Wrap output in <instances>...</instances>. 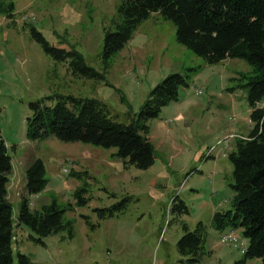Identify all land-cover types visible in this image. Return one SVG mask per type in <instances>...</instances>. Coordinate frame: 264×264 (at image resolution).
Segmentation results:
<instances>
[{
    "label": "rangeland",
    "instance_id": "obj_1",
    "mask_svg": "<svg viewBox=\"0 0 264 264\" xmlns=\"http://www.w3.org/2000/svg\"><path fill=\"white\" fill-rule=\"evenodd\" d=\"M1 1L13 4L11 18L0 17V137L11 162L7 199L13 216L23 196L32 211L54 205L64 225L37 243L27 238L36 237L28 228L14 226L11 264H17L15 250L31 264L240 259L246 240L239 228H215L213 214L230 209L227 154L252 128L245 85L251 66L243 59L204 63L175 41L174 26L156 13L137 24L121 50L103 59V39L119 24L121 0ZM30 28L49 46L76 52L100 77L73 74L68 61H53L31 39ZM174 73L186 86L144 122L154 155L145 169L115 156L111 147L26 136L28 105L51 106L60 96L96 100L114 121L128 124L150 90ZM254 106L264 107V96ZM35 158L42 162L45 185L27 195L24 169ZM195 229L202 243L191 261L176 243Z\"/></svg>",
    "mask_w": 264,
    "mask_h": 264
},
{
    "label": "trees",
    "instance_id": "obj_2",
    "mask_svg": "<svg viewBox=\"0 0 264 264\" xmlns=\"http://www.w3.org/2000/svg\"><path fill=\"white\" fill-rule=\"evenodd\" d=\"M12 12L13 4L0 0V17L10 19ZM117 12L119 24L103 39V59L121 50L137 24L156 13L174 26L175 41L204 63L243 59L251 66L245 85L252 128L245 138L236 140L234 150L227 154L232 165L233 195L230 209L214 212L213 223L215 228H239L246 240L241 258L233 264H244L251 258H259L264 264V107L254 106L264 96V0H121ZM29 32L43 54L56 62L68 61L73 74L100 77L76 52L49 46L33 28ZM181 86L186 83L176 73L163 78L150 90L148 99L128 124L114 121L106 107L93 99L60 96L51 106L31 103L26 136L28 139L53 136L62 141L111 147L115 156L145 169L153 163L154 155L144 122L174 101ZM10 170L11 162L0 137V264L12 262L14 226L28 228L36 237L27 234V238L36 243L64 226L62 210L49 205L32 211L26 196L20 198L13 216L7 199ZM44 185L43 165L35 158L24 169L25 192L36 194ZM201 243L202 235L195 229L185 232L176 244L180 253L190 254L189 260L194 261ZM15 251L17 264H31L27 256Z\"/></svg>",
    "mask_w": 264,
    "mask_h": 264
},
{
    "label": "built area",
    "instance_id": "obj_3",
    "mask_svg": "<svg viewBox=\"0 0 264 264\" xmlns=\"http://www.w3.org/2000/svg\"><path fill=\"white\" fill-rule=\"evenodd\" d=\"M12 239L14 240V235L12 236ZM225 239H228V236H225V237L220 238L221 241H224Z\"/></svg>",
    "mask_w": 264,
    "mask_h": 264
},
{
    "label": "crops",
    "instance_id": "obj_4",
    "mask_svg": "<svg viewBox=\"0 0 264 264\" xmlns=\"http://www.w3.org/2000/svg\"><path fill=\"white\" fill-rule=\"evenodd\" d=\"M148 137V136H147Z\"/></svg>",
    "mask_w": 264,
    "mask_h": 264
}]
</instances>
